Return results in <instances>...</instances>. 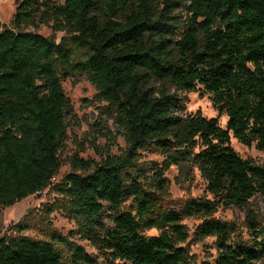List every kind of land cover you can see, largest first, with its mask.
I'll return each instance as SVG.
<instances>
[{
    "label": "trees",
    "instance_id": "obj_1",
    "mask_svg": "<svg viewBox=\"0 0 264 264\" xmlns=\"http://www.w3.org/2000/svg\"><path fill=\"white\" fill-rule=\"evenodd\" d=\"M79 76L115 110L126 150L74 156L81 172L54 181L72 114L62 83ZM199 87L226 127L186 111L181 93ZM232 135L264 151V0H22L10 26L0 20V212L50 188L74 227L44 215L32 237L24 220L0 237V264H192L190 217L203 218L196 239L216 237L215 264H264V167ZM150 149L164 156L151 168L138 158ZM172 165L210 196L169 203ZM221 206L246 210L245 233L214 217Z\"/></svg>",
    "mask_w": 264,
    "mask_h": 264
},
{
    "label": "rangeland",
    "instance_id": "obj_2",
    "mask_svg": "<svg viewBox=\"0 0 264 264\" xmlns=\"http://www.w3.org/2000/svg\"><path fill=\"white\" fill-rule=\"evenodd\" d=\"M21 1L0 0V20L4 25L10 26L17 6ZM58 1L63 2L64 0ZM183 15H185V12ZM38 32L44 36L54 37L57 41H60L65 35L64 31H54L51 26L47 25H41ZM62 85L70 99L72 114L67 119V138L61 151L62 165L54 181L61 180L66 173L77 170L72 164L74 156L85 160L99 161L107 150L118 155L126 150L122 129L114 118L116 115L115 110L98 97L97 87L89 78L87 76L68 78L63 81ZM150 86L159 89L162 87V82L154 81ZM166 86L171 91L175 90L168 83ZM181 96L184 98L187 112H201L207 117H217L220 125L226 127L228 117L226 114L219 112L210 93L199 87L195 91L182 92ZM231 144L242 157L251 158L264 167V151L258 149L255 143L246 146L232 135ZM163 157L162 152L153 149L141 150L138 155L139 162L144 163L149 168L155 162L160 164ZM77 172H81V170H77ZM164 175L167 179L165 198L169 203L182 205L191 197L210 196L205 190V181L196 171L190 178H186L180 174V170L176 166L172 165L165 171ZM56 202H58V198L55 192L50 188H46L16 202L12 206L4 207L0 212V237L16 234L14 225L24 220L31 221V224L23 234L42 237L39 217L44 215V220L52 222L57 229L67 233L74 227V223L61 208L54 206ZM251 203L253 208L263 205L259 198L252 199ZM49 207L52 210L47 213ZM245 213L246 210L238 207L227 208L221 206L214 217L235 223L239 231L245 233ZM202 221V217H190L184 220L190 232L188 245L191 250L192 264H215L216 237L212 236L198 240L194 236L197 226ZM147 234H157V230H150ZM87 248L91 252L94 251L90 246H87ZM99 264L106 263L102 261Z\"/></svg>",
    "mask_w": 264,
    "mask_h": 264
}]
</instances>
